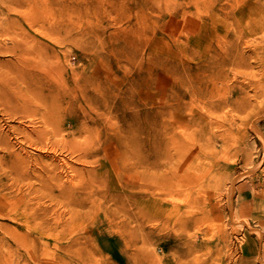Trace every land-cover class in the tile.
Here are the masks:
<instances>
[{
  "label": "rangeland",
  "instance_id": "rangeland-1",
  "mask_svg": "<svg viewBox=\"0 0 264 264\" xmlns=\"http://www.w3.org/2000/svg\"><path fill=\"white\" fill-rule=\"evenodd\" d=\"M226 1L0 0V264H264L261 98L247 88L258 108L221 110L217 83L222 45L243 56L225 66L239 82L264 74V0L241 23L242 0ZM249 25L247 47L222 39ZM50 88L48 124L36 96ZM153 180L144 235L139 191Z\"/></svg>",
  "mask_w": 264,
  "mask_h": 264
},
{
  "label": "bare ground",
  "instance_id": "bare-ground-1",
  "mask_svg": "<svg viewBox=\"0 0 264 264\" xmlns=\"http://www.w3.org/2000/svg\"><path fill=\"white\" fill-rule=\"evenodd\" d=\"M220 1V0H219ZM226 1V0H225ZM229 0H227L226 1V3H225V8H224V10H227V8L229 9V8H231V11L233 10L234 11V9H233V6L231 5V6H227L228 4H229V2H228ZM236 1V3H237V0H235ZM235 1H234V4H235ZM255 1V0H254ZM257 1V0H256ZM249 1L248 0H242L241 1V3H240V0H239V3H240V16H238V17H235L234 16V14L233 13H231V14H233V16L232 15H229L228 16V14L226 15V19L227 20H229V19H231L230 18V16H232V20L234 21V22H239L240 21V23L241 22H243V18H245V16H244V14H246L247 13V10H249V11H253L254 10V8L255 9H257V7L256 6H253V5H251V4H249L248 3ZM258 3H259V1H258ZM263 3V2H262ZM262 3H260V4H262ZM264 5V4H263ZM236 6V5H235ZM237 6H239V5H237ZM239 8V7H238ZM237 8V9H238ZM74 9V8H73ZM236 9V10H237ZM230 10V9H229ZM224 12V11H223ZM228 13V12H227ZM225 14V13H224ZM224 18L223 19H225V16H223ZM221 18V17H220ZM219 18V19H220ZM214 19V18H213ZM218 19V20H219ZM222 19V20H223ZM237 19H239V20H237ZM221 20V19H220ZM226 20V21H227ZM259 20H262V17L259 19ZM224 21V20H223ZM222 22V21H221ZM228 22V21H227ZM226 22V23H227ZM247 22V21H246ZM223 23V22H222ZM225 23V22H224ZM262 24L264 23V22H261ZM218 24V23H217ZM230 24V23H229ZM232 25V24H231ZM230 28V27H229ZM241 29V28H240ZM248 29V30H247ZM256 29L257 28H253V27H251L250 25L249 26H247V28L245 29V28H243V30L241 29V31L240 30H237V31H234V32H231L230 34H231V36L233 37L231 40H228V34H227V32H226V34L227 35H225L224 36V38L222 37V39L224 40V41H226V42H233V44H234V41H235V43H237V45L238 46H243V44L246 46L247 45V43H248V41L246 40V38L247 37H249V35L251 36V35H253L255 32H256ZM224 32V33H225ZM230 32V31H229ZM262 34L264 35V33L262 32ZM263 37V36H262ZM250 39V38H249ZM259 39V38H258ZM261 39V38H260ZM264 39V38H263ZM253 41V40H252ZM258 41V40H257ZM221 43V42H220ZM249 45H250V43H248ZM253 44H255V43H253ZM219 44H217V46H218ZM248 45V48H250L251 46H249ZM258 45V44H257ZM223 46V45H222ZM220 47L221 49L220 50H222V52H220L222 55V57H221V69H220V73L218 74V80H217V83L219 82V92H221L222 93V96H221V98H222V100H221V110H223L225 107H227V106H230V107H237L239 104H241V102H243V101H246V103H245V105H244V109H246V110H248L249 111V109L250 108H255L254 106H256V105H252L251 104V102L250 101H248V100H251L250 98H248L249 97V95H248V97L247 98H243V94L245 95V94H247V92H246V89L247 88H254V90H255V93H254V96L256 97V98H261V103L259 102V106L260 107H262V109L264 110V74H260L259 75V77H261L260 79H257L258 77V75L257 74H253V76L251 75L250 76V79H249V81H247V79H246V77L243 79V81H241V82H239V78L242 76V74H240L239 73V71H241V72H243L242 70H237L236 68V71H238V72H235L234 74H231L230 72H227L226 70H225V68H227V67H225L226 65H228V64H234L236 67H239V68H242L243 67V60H242V58H243V56H242V58H241V55H237V56H231L230 55V53H229V55L230 56H228V57H226V55H228V52H227V49L226 48H224V47ZM252 46H254V45H252ZM226 47V46H225ZM247 47V46H246ZM258 47V46H257ZM218 48V47H217ZM255 48V47H254ZM253 48V49H254ZM262 48V47H261ZM213 49V48H212ZM230 50H232V49H230ZM259 50H262V49H259ZM258 49H257V52L259 51ZM243 52V54L245 53V51L243 50V49H240L239 50V53L240 52ZM230 52V51H229ZM242 54V55H243ZM256 54V53H255ZM254 54V55H255ZM259 54V53H258ZM257 54V55H258ZM253 55V56H254ZM256 55V56H257ZM260 55V54H259ZM245 56V55H244ZM248 56V55H247ZM246 56V58H248ZM219 57V56H218ZM261 57V56H260ZM245 58V59H246ZM255 58V57H254ZM244 59V60H245ZM256 59V58H255ZM254 59V60H255ZM258 59V58H257ZM252 60V59H251ZM253 60V61H254ZM261 59H259V61H260ZM250 61V60H249ZM249 61H247V63L249 62ZM257 60H255V62H256ZM258 61V62H259ZM217 63H219V62H217ZM257 63V62H256ZM260 63V62H259ZM259 63H257L259 66H260V64ZM255 64V63H254ZM257 64H255L256 66L255 67H257ZM262 64V63H261ZM242 65V66H241ZM249 65H251L250 64V62H249ZM218 66V65H217ZM241 66V67H240ZM245 66V65H244ZM248 66V64H246V66L245 67H247ZM263 66V65H262ZM250 67V66H249ZM249 67H247V68H245V69H249ZM261 67V66H260ZM260 69V68H259ZM257 70V69H256ZM261 70H262V67H261ZM260 70V71H261ZM231 71V70H230ZM250 71V70H249ZM254 71H255V69H254ZM258 71V70H257ZM253 72V71H252ZM256 72V71H255ZM244 73H246V71L244 72ZM250 73V72H249ZM258 74L259 73H261V72H257ZM262 75V76H261ZM212 75L210 74L209 75V77H211ZM214 77V76H213ZM242 77H244V74H243V76ZM215 78V77H214ZM204 79V78H203ZM209 79V78H208ZM201 80V79H200ZM229 80H232L231 82H233V84H232V86L233 85H235V84H237V88H233V89H230L231 88V85H230V81ZM242 80V79H241ZM198 81V80H197ZM203 81H205V79L203 80ZM212 81H214V80H212ZM216 81V80H215ZM195 82V81H194ZM201 82V81H200ZM234 82H235V84H234ZM203 83V82H202ZM212 83V82H211ZM175 84V83H174ZM198 84V83H197ZM214 84V83H213ZM216 84V83H215ZM199 86V85H198ZM204 86H206L205 85V83H204ZM214 86H216V85H214ZM195 88V87H194ZM199 88H201L200 86H199ZM213 88V87H212ZM211 88V89H212ZM209 89V88H208ZM227 89H228V92L226 93V91H227ZM50 90V92L49 93H47L45 90L44 91H41V92H38L37 93V100L39 101V104H40V106H44V109L46 110L45 111V113L43 114V119L48 123V124H50V122H52V120H51V118L54 120V117H55V113L57 112V110L59 109L58 108V105H56V102H55V95H54V93H55V91H56V89H53V88H50L49 89ZM198 90V89H197ZM202 90V89H201ZM252 90V89H251ZM215 91V90H214ZM200 92V91H199ZM210 92H211V90H210ZM209 92V93H210ZM218 92V91H217ZM226 93V94H225ZM196 94V93H195ZM195 94H194V96H195ZM198 94V93H197ZM215 94H217V96H219L218 95V93H215ZM214 94V95H215ZM249 94V93H248ZM192 95V94H191ZM206 95V94H205ZM205 95H201V97L203 96H205ZM213 95V93H212V96H214ZM237 96L238 95V98H236L235 100H231L234 96ZM193 96V97H194ZM252 96V95H251ZM197 96H195V98H196ZM214 97H216V96H214ZM220 97V96H219ZM219 97H217L218 99H221V98H219ZM246 97V96H245ZM198 99H199V97H197ZM197 98H196V100H197ZM207 98H210V96H208ZM212 98V97H211ZM174 99H176V97L174 98ZM240 99H242L241 100V102H240ZM173 100V99H172ZM171 100V101H172ZM193 100V99H192ZM196 100H195V102H196ZM201 100V99H200ZM207 100H209V99H206V101ZM213 100H216V99H213ZM213 100H211V101H213ZM52 101V102H51ZM170 101V100H169ZM168 101V102H169ZM177 101V100H176ZM203 101V100H202ZM253 101H256V100H253ZM177 102H179V101H177ZM176 102V103H177ZM175 103V104H176ZM212 103V102H211ZM215 103V102H214ZM184 104V103H183ZM183 104H181V105H183ZM187 104V103H186ZM185 104V105H186ZM210 104V103H209ZM177 105H178V103H177ZM184 105V106H185ZM212 105V104H211ZM219 106V105H218ZM258 105L256 106V108H258L259 107ZM178 107V106H177ZM187 107V106H186ZM207 107V106H206ZM211 107V109L213 108L212 106H210ZM241 107V106H240ZM178 108H180V107H178ZM177 108V109H178ZM255 108V109H256ZM173 109V108H172ZM206 109H208V108H206ZM229 108H227V110H228ZM186 110V109H185ZM209 110V109H208ZM230 110V109H229ZM253 110V109H252ZM210 111V110H209ZM208 111V112H209ZM225 111V110H224ZM230 111H234V110H230ZM237 111H239L238 109H237ZM254 111V110H253ZM256 111H258V109L256 110ZM255 111V112H256ZM159 112V111H158ZM175 112V111H174ZM178 112V111H177ZM236 112V111H235ZM250 112V111H249ZM248 112V113H249ZM214 113V112H213ZM219 113H222V112H219ZM218 113V114H219ZM227 112H225L224 114H226ZM214 114H216L217 115V113H214ZM228 114V113H227ZM235 114V113H234ZM229 115V114H228ZM235 115H237V114H235ZM251 115H253L252 113H251ZM262 115H263V113H262ZM191 116V115H190ZM209 116H211L210 114H209ZM219 116V115H218ZM220 116H221V114H220ZM192 117V116H191ZM191 117H188V118H191ZM259 117V116H258ZM193 118H195V117H193ZM210 118H212V117H210ZM221 118V117H220ZM225 120L227 119V118H225V117H223ZM249 118H250V116H249ZM261 118V117H260ZM229 119V118H228ZM242 119H244V117L242 118ZM247 119V118H246ZM203 120V119H202ZM217 120V119H216ZM216 120H215V122H216ZM223 120V119H222ZM224 120V121H225ZM237 120H240V119H237ZM253 120H255V119H253ZM257 120V119H256ZM190 121V119L188 120V122ZM192 121V120H191ZM214 121V120H213ZM219 121V120H218ZM228 121V120H227ZM226 121V122H227ZM231 121V120H230ZM197 122V121H196ZM195 122V123H196ZM210 122V121H209ZM221 122V121H220ZM232 122V121H231ZM193 123H194V121H193ZM205 123H206V121H205ZM211 123H213V122H211ZM216 123H218V122H216ZM222 123V122H221ZM254 124V123H253ZM170 125H172V124H170ZM207 125V124H206ZM212 124H210L209 126H211ZM216 125H218V124H216ZM223 125V124H222ZM232 125H233V123H232ZM214 126V125H213ZM251 126V125H250ZM171 127V126H170ZM225 127V126H224ZM223 127V128H224ZM177 128V127H176ZM226 128V127H225ZM251 128V127H250ZM221 129V128H220ZM253 130V129H252ZM256 130V129H255ZM226 131V130H225ZM225 131H223V132H225ZM229 131H230V129H229ZM179 134V133H178ZM220 134H222V132L220 133ZM220 134H218L219 136H220ZM224 134V133H223ZM180 135V134H179ZM228 135H230V134H228ZM261 135V134H260ZM165 137H166V135H164ZM169 136H172V134L171 135H169ZM217 136V135H216ZM180 137H182L181 135L178 137V138H180ZM225 137H226V135H225ZM231 138H232V136H230ZM238 137V136H237ZM264 137V136H263ZM263 137H261L262 139L261 140H263L264 141V138ZM164 138V137H163ZM177 138V137H176ZM188 138V137H187ZM221 138H223V136L221 137ZM228 139V138H227ZM233 139V138H232ZM168 140V139H167ZM225 140H226V138H225ZM242 140V139H241ZM180 141H182V140H180ZM183 141H185V140H183ZM247 141V140H246ZM161 142V141H160ZM159 142V144H157L156 145V148H155V150L156 151H158V152H160L161 153V150H162V147L164 148L165 146H162V143H160ZM165 142V141H164ZM224 142V141H223ZM228 142V141H227ZM226 142V143H227ZM188 143V142H187ZM225 143V142H224ZM226 143H225V147H226ZM229 143V142H228ZM244 143V142H243ZM172 145L173 143H169V145ZM185 144V143H184ZM191 144V143H190ZM230 144V143H229ZM228 144V145H229ZM244 144H246V143H244ZM168 145V146H169ZM210 145V144H209ZM227 145V146H228ZM167 146V145H166ZM176 146H177V144H176ZM179 146V145H178ZM181 146H183V145H181ZM197 146H199V145H197ZM143 143H142V146H141V149L143 150ZM171 147V146H170ZM170 147H168V148H170ZM202 147H204V146H201L200 148H199V150H202ZM42 148V147H41ZM47 148V147H46ZM53 148V147H52ZM55 148V147H54ZM167 148V147H166ZM177 148V147H176ZM190 148V147H189ZM197 148V147H196ZM206 148V147H205ZM224 148V147H223ZM222 148V149H223ZM115 149H117L116 148V146H112V145H108V146H106V150L107 151H109V152H113ZM175 149V148H174ZM179 149V148H178ZM177 149V150H178ZM204 149V148H203ZM211 149V148H210ZM226 149V148H225ZM41 150V149H40ZM43 150H45V148L43 149ZM181 150V149H180ZM191 150V149H190ZM51 151V150H50ZM54 151H55V149H54ZM172 151V150H171ZM196 151V150H195ZM206 151V150H205ZM221 151V150H220ZM172 152H174V151H172ZM202 152H203V150H202ZM26 153V152H25ZM54 153V152H53ZM165 153V152H164ZM186 153V152H185ZM167 154V153H166ZM169 154V153H168ZM174 154V153H173ZM180 154H181V152H180ZM29 156V155H28ZM164 156V155H163ZM167 156V155H166ZM175 156V155H174ZM176 156H177V153H176ZM180 156V155H179ZM178 156V157H179ZM177 157V158H178ZM17 158V157H16ZM181 158V157H180ZM179 159V158H178ZM177 159V160H178ZM53 161V160H52ZM140 161H141V168H143V167H151V166H156L155 165V163L153 162V161H151V160H146L145 159V155H144V153H142V154H140ZM251 163V162H250ZM253 163V162H252ZM258 163V162H257ZM53 165V164H52ZM49 166V165H48ZM252 166V165H251ZM248 167H250V165L248 166ZM254 167V166H253ZM255 167H256V164H255ZM247 168V167H246ZM40 169V168H39ZM248 169V168H247ZM25 171V170H24ZM20 172V171H19ZM33 172V171H32ZM48 172V171H47ZM244 172V171H243ZM247 172V171H246ZM52 176V175H51ZM54 177H55V175H54ZM56 178V177H55ZM55 178H54V180H55ZM23 180L24 179H26V178H22ZM167 179V178H166ZM159 181V180H158ZM161 181V180H160ZM167 181V180H166ZM30 182V181H29ZM165 182V181H164ZM50 183V182H49ZM152 183V185L153 186H151V187H145V185H144V183L142 182L141 183V186H140V191H139V193H140V198H139V219H140V227H142V233L145 235V233H146V227H145V223H146V221H147V223L148 224H153L155 221H156V215H157V211L156 210H158L157 209V204H156V199H155V195L153 194L154 193V184L156 183V181H152L151 182ZM30 185V184H29ZM28 185V186H29ZM165 185V184H164ZM42 186V185H41ZM40 186V187H41ZM172 186V185H171ZM22 187H24V186H22ZM30 187H32V186H30ZM50 188V187H49ZM173 188V187H172ZM25 189V188H24ZM21 192H22V190H21ZM20 193V192H19ZM253 195V194H252ZM254 196V195H253ZM227 197V196H226ZM256 197V196H255ZM252 199V198H251ZM22 200H24V199H22ZM26 200V199H25ZM24 200V201H25ZM54 200V199H53ZM48 211V210H47ZM57 210H54L53 212H56ZM248 213V212H247ZM36 214H37V212H36ZM43 214H47L46 212L45 213H43ZM42 215V213L41 214H37V218L39 217V216H41ZM147 215H148V218H147ZM249 215H250V213H249ZM239 218V217H238ZM254 219V218H253ZM143 221V223H142V226H141V222ZM145 221V222H144ZM58 221L56 220V219H54V223H53V226L55 225V227H57V225H58V223H57ZM240 222H242L241 220H240ZM261 222V221H260ZM246 223V222H245ZM157 224V223H156ZM155 225V224H154ZM246 226V225H245ZM26 229H27V231L29 232L30 230H31V226L29 225V224H25V226H24ZM200 230V229H199ZM198 232V231H197ZM190 239H191V237H190ZM194 240V239H193ZM193 240H191V242L193 241ZM230 243V242H229ZM191 244V243H190ZM188 246V245H187ZM191 246V245H190ZM188 249H190V248H188ZM193 249V248H192ZM192 249H190V251L189 252H191V251H194V249L192 250ZM260 249V248H259ZM187 251V250H186ZM262 252H264V251H262ZM188 253V252H187ZM191 255H193V253L191 252L190 253ZM188 255V256H191V255ZM259 254V253H258ZM185 255V254H184ZM187 256V257H188ZM224 256V255H223ZM258 256V255H257ZM201 257V256H200ZM197 259H199L198 258V256L196 257ZM226 258V257H225ZM257 258H259V257H257ZM203 259V258H202ZM189 260H190V258H189ZM231 260V259H230ZM143 261V260H142ZM201 261V260H200ZM222 261V260H221ZM196 262V261H195ZM191 263H192V260H191ZM197 263H199L198 261H197ZM201 264H202V262H200ZM219 264V263H218ZM220 264H221V262H220ZM226 264V263H225Z\"/></svg>",
  "mask_w": 264,
  "mask_h": 264
}]
</instances>
